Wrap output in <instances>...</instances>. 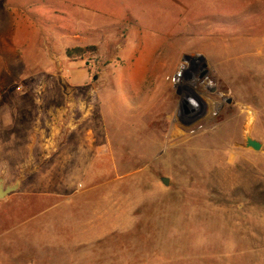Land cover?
Segmentation results:
<instances>
[{"label": "rangeland", "instance_id": "rangeland-1", "mask_svg": "<svg viewBox=\"0 0 264 264\" xmlns=\"http://www.w3.org/2000/svg\"><path fill=\"white\" fill-rule=\"evenodd\" d=\"M0 130V264H264V0H0Z\"/></svg>", "mask_w": 264, "mask_h": 264}, {"label": "water", "instance_id": "water-1", "mask_svg": "<svg viewBox=\"0 0 264 264\" xmlns=\"http://www.w3.org/2000/svg\"><path fill=\"white\" fill-rule=\"evenodd\" d=\"M207 91L211 94H215L217 92V87L215 85H208ZM224 101L227 104H231V99L225 98ZM246 148H250L253 151H260L262 148V144L256 140H253L249 135L246 136V142H245ZM162 184L167 187L168 186V180L163 178L161 180ZM21 184V180H17L13 185H5V180L0 177V201L6 199L9 195L16 192Z\"/></svg>", "mask_w": 264, "mask_h": 264}, {"label": "crops", "instance_id": "crops-1", "mask_svg": "<svg viewBox=\"0 0 264 264\" xmlns=\"http://www.w3.org/2000/svg\"><path fill=\"white\" fill-rule=\"evenodd\" d=\"M75 48H78L77 46H75ZM82 74H84V72H82V71H74L73 72V77H74V79H79L81 76H82ZM11 119V118H10ZM3 120H5V123L3 124V130L5 131V130H7L10 126H12L11 127V129L10 130H8V131H10L11 132V134H18V132H22L23 131V129L22 130H20L21 129V125H22V122L20 123V122H17V120H16V123H15V127H13V123L12 122H10V120H9V122H8V118H6V119H3ZM7 120V121H6ZM10 125V126H9ZM20 128V129H19ZM2 130V129H1ZM0 130V131H1ZM12 137H14V136H12ZM17 140H18V137H17ZM21 156H23V153L21 154Z\"/></svg>", "mask_w": 264, "mask_h": 264}, {"label": "built area", "instance_id": "built-area-1", "mask_svg": "<svg viewBox=\"0 0 264 264\" xmlns=\"http://www.w3.org/2000/svg\"><path fill=\"white\" fill-rule=\"evenodd\" d=\"M188 63H184L179 68L178 72L174 74L171 78V82L174 86H178L181 84V81L183 80V77H185L186 74H188Z\"/></svg>", "mask_w": 264, "mask_h": 264}, {"label": "trees", "instance_id": "trees-1", "mask_svg": "<svg viewBox=\"0 0 264 264\" xmlns=\"http://www.w3.org/2000/svg\"><path fill=\"white\" fill-rule=\"evenodd\" d=\"M94 48H74L67 50L66 54L69 59H74L76 57H82L84 53L93 50Z\"/></svg>", "mask_w": 264, "mask_h": 264}, {"label": "bare ground", "instance_id": "bare-ground-1", "mask_svg": "<svg viewBox=\"0 0 264 264\" xmlns=\"http://www.w3.org/2000/svg\"><path fill=\"white\" fill-rule=\"evenodd\" d=\"M229 57H230V56H229ZM229 59H230V58H229ZM229 66H231V65L229 64V65H228V67H229ZM166 112H167V111H166ZM149 128H151V127H149ZM144 130H145V128H144ZM143 132H144V131H143ZM145 132H147V133H148V131H145ZM153 133H155V134H156V133H157V130H155V131H152V132H149V133H148V136H149V137H152V134H153ZM154 141H156V142H157V141H159V140H158V139H155ZM157 145H158V144H157Z\"/></svg>", "mask_w": 264, "mask_h": 264}]
</instances>
